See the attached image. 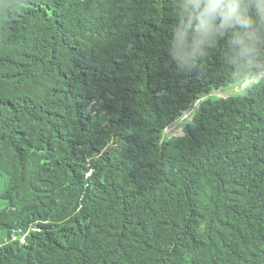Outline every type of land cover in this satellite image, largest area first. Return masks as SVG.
I'll return each instance as SVG.
<instances>
[{
  "label": "trees",
  "instance_id": "16d2710c",
  "mask_svg": "<svg viewBox=\"0 0 264 264\" xmlns=\"http://www.w3.org/2000/svg\"><path fill=\"white\" fill-rule=\"evenodd\" d=\"M176 5L0 0V264H264V77L177 69Z\"/></svg>",
  "mask_w": 264,
  "mask_h": 264
},
{
  "label": "clouds",
  "instance_id": "9594fccd",
  "mask_svg": "<svg viewBox=\"0 0 264 264\" xmlns=\"http://www.w3.org/2000/svg\"><path fill=\"white\" fill-rule=\"evenodd\" d=\"M175 16L168 53L177 69L205 63L225 40L231 79L264 77V0H177Z\"/></svg>",
  "mask_w": 264,
  "mask_h": 264
},
{
  "label": "rangeland",
  "instance_id": "374dc122",
  "mask_svg": "<svg viewBox=\"0 0 264 264\" xmlns=\"http://www.w3.org/2000/svg\"><path fill=\"white\" fill-rule=\"evenodd\" d=\"M247 83V82H246ZM245 83V84H246ZM243 84L241 87H233L232 89H228V90H218L216 92L213 93V95H216L218 97H227L232 91H241L242 87L245 85ZM190 112L186 113L185 115L182 116V118H180L178 120V122L174 123L173 125H171L166 132L168 133H173V134H183L182 131V122L183 120H186L187 118H190ZM7 180H6V175L2 172H0V196L2 194V191L4 190L5 186H6ZM6 201H4L3 199L0 198V210L5 206ZM24 234L22 237L25 238ZM1 239H4V237L0 236Z\"/></svg>",
  "mask_w": 264,
  "mask_h": 264
},
{
  "label": "water",
  "instance_id": "95a60500",
  "mask_svg": "<svg viewBox=\"0 0 264 264\" xmlns=\"http://www.w3.org/2000/svg\"><path fill=\"white\" fill-rule=\"evenodd\" d=\"M166 130H167V129H166ZM166 130H165V131H166ZM164 133H165V132H164Z\"/></svg>",
  "mask_w": 264,
  "mask_h": 264
}]
</instances>
